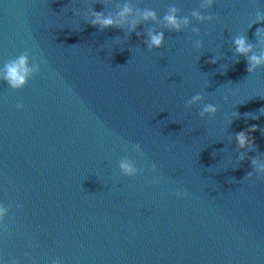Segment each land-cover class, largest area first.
Wrapping results in <instances>:
<instances>
[{
	"label": "water",
	"instance_id": "95a60500",
	"mask_svg": "<svg viewBox=\"0 0 264 264\" xmlns=\"http://www.w3.org/2000/svg\"><path fill=\"white\" fill-rule=\"evenodd\" d=\"M125 2L154 10L158 21L101 30L82 15ZM203 2L0 0V68L26 50L29 64L41 65L21 89L0 80V202L11 205L0 228L5 259L264 264V178L246 177L251 158H264V67L249 74L233 43L245 35L264 51L255 34L264 22L249 27L264 0ZM172 6L190 17L188 27L164 26ZM196 10L215 18L201 23ZM153 29L165 41L149 50ZM198 93L203 100L189 104ZM207 103L218 106L214 117L200 116ZM252 125L249 152L235 134ZM124 159L142 174L122 176Z\"/></svg>",
	"mask_w": 264,
	"mask_h": 264
},
{
	"label": "clouds",
	"instance_id": "9594fccd",
	"mask_svg": "<svg viewBox=\"0 0 264 264\" xmlns=\"http://www.w3.org/2000/svg\"><path fill=\"white\" fill-rule=\"evenodd\" d=\"M215 4V0H204L201 7L204 9L212 8ZM178 9L175 6L169 8L168 12L163 17L164 26L170 30L180 31L182 28H186L191 24V19L188 16L178 15ZM86 23L92 26H98L101 30L109 27L127 28L129 32L136 30L137 25L142 21H158L157 14L152 9H139L135 8L131 2H125L117 5V10L114 12L105 13L102 11H96L93 6H89L82 13ZM191 17H194L197 21L203 23L205 21L211 22L214 20V15L208 13L203 14L201 11L196 10L191 13ZM264 22V11L257 10L255 12V18L249 24L252 27L253 24ZM193 32H199V28H192ZM256 36L258 37V43L264 44V27H257ZM139 36L140 33H137ZM165 41V35L163 31H156L155 29L148 32V38L145 40L149 50L153 48H160ZM235 45V52L243 55L247 61V72L249 74L254 73L258 68L264 67V51H255V45L248 42V38L245 35H238L233 41ZM203 41H197L196 47H202ZM30 51H24L16 56L14 59H9L0 68V80L7 82L8 86L12 89L18 90L23 88L30 79L34 78L41 70L40 62L37 58H32V63L29 64ZM210 63H216V59L212 58ZM227 99V97H225ZM203 100L202 94H196L189 101V104L199 102ZM18 109H23V103L16 105ZM218 111L216 104L207 103L203 104L200 116L214 117ZM238 113L233 112L230 116L226 117L229 123H231V117L237 116ZM258 119V117H253ZM258 125H252L247 130H242L235 134L237 146L240 149H247L249 152L255 151V141L250 135L251 132L256 131ZM139 148V145H137ZM245 158V152H240L239 160ZM251 164L253 171L248 172L246 177L252 179L253 176L257 178H264V158L259 156L251 158ZM120 173L124 177H134L142 174V169H138L127 159L120 162ZM153 171L156 170V166L153 165ZM155 182V181H154ZM183 193H177V197H183ZM17 208H22L23 205H17ZM11 205H5L0 202V228L4 226L5 218L10 214ZM0 264H21L19 259L7 260L0 255ZM35 264V262H33ZM51 264H63L61 258L57 257L51 261Z\"/></svg>",
	"mask_w": 264,
	"mask_h": 264
}]
</instances>
